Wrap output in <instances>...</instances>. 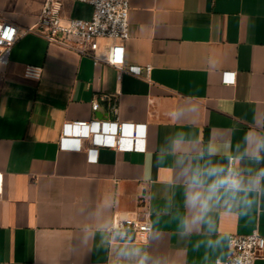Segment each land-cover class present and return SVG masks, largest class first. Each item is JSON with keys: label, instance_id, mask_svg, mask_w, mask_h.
<instances>
[{"label": "crops", "instance_id": "obj_1", "mask_svg": "<svg viewBox=\"0 0 264 264\" xmlns=\"http://www.w3.org/2000/svg\"><path fill=\"white\" fill-rule=\"evenodd\" d=\"M44 1L0 0L17 35L0 65V264H213L229 234L264 235V191L224 196L181 228L190 213L179 180L198 153L245 175L264 167L240 159L264 136V0H129L122 69L29 31ZM91 13L62 2L64 17ZM110 42L100 38V51ZM27 65L38 78L24 76ZM110 100L118 120L145 124L143 152L99 147L89 162L83 148L59 147L64 122L112 119ZM123 218L147 219V240L112 233Z\"/></svg>", "mask_w": 264, "mask_h": 264}, {"label": "built area", "instance_id": "obj_2", "mask_svg": "<svg viewBox=\"0 0 264 264\" xmlns=\"http://www.w3.org/2000/svg\"><path fill=\"white\" fill-rule=\"evenodd\" d=\"M92 7L91 16L87 19L64 17L61 14L63 0H45L38 15L37 22L29 28L42 36L48 44L58 46L79 56H89L94 64L105 63L123 68L124 41L129 37L128 11L129 0H79ZM17 38L16 27L10 22L0 20V65H6L11 46ZM108 38L111 42L105 50L100 51L99 39ZM150 66L128 65L127 71L140 75L142 70L149 72ZM40 68L25 66L24 76L38 78ZM233 72H223L222 82L232 83ZM97 102H92V109H97ZM110 120H89L64 122L59 137V147L68 150L83 148L89 162L97 160L99 147H110L120 151L145 150V124L120 121L117 118V102L110 100ZM89 142L83 147L85 141ZM232 159H230V166ZM229 166V167H230ZM143 197V196H141ZM110 231L120 239L147 240L151 230L147 219H115ZM258 258H264V235L257 230L249 234H229L227 255L216 259L213 264H254Z\"/></svg>", "mask_w": 264, "mask_h": 264}, {"label": "clouds", "instance_id": "obj_3", "mask_svg": "<svg viewBox=\"0 0 264 264\" xmlns=\"http://www.w3.org/2000/svg\"><path fill=\"white\" fill-rule=\"evenodd\" d=\"M248 143L247 137H245ZM252 150L240 156L241 160L259 163L264 160V136L251 141ZM211 153H198L193 164L181 162L179 180L185 185V207L190 215L185 216L180 227L193 230L203 222L205 215L222 197L232 199L251 198L253 194L264 191V167H260L245 175L240 170L229 169L211 160ZM147 256L140 264H146Z\"/></svg>", "mask_w": 264, "mask_h": 264}]
</instances>
